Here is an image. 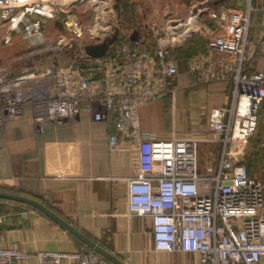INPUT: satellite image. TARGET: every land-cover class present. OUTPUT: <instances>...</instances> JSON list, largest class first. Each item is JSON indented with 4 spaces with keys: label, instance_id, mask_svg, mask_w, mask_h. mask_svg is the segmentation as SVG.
<instances>
[{
    "label": "built area",
    "instance_id": "1",
    "mask_svg": "<svg viewBox=\"0 0 264 264\" xmlns=\"http://www.w3.org/2000/svg\"><path fill=\"white\" fill-rule=\"evenodd\" d=\"M69 1L0 0L5 42L12 40V32H21L30 43H42L45 20L59 15L67 33L60 42L94 38L108 22L102 10L109 0H91L95 16L88 27ZM253 10L250 2L242 9L193 10L187 18L165 10L162 27L152 28L151 49L142 48V36L133 30L102 56L84 54L64 67L0 75V114L18 117L31 103L37 131L47 122H72L83 109L92 120L111 124L109 151L125 148L139 154L138 169L125 179L128 213L151 219L155 251L194 255L199 264H264V185L250 174L244 159L264 104V72L245 68L259 47L264 51V34L258 40L249 37ZM195 34L207 39L205 54L188 60L195 81L233 84L228 104L209 111L208 140L219 151L216 162L206 165L199 160V140L157 139L139 128L140 107L173 96L168 86L178 71L172 51ZM212 53L234 60L214 66ZM27 257L18 249L0 247V264H20ZM35 258L38 264H111L85 248L38 250Z\"/></svg>",
    "mask_w": 264,
    "mask_h": 264
},
{
    "label": "crops",
    "instance_id": "2",
    "mask_svg": "<svg viewBox=\"0 0 264 264\" xmlns=\"http://www.w3.org/2000/svg\"><path fill=\"white\" fill-rule=\"evenodd\" d=\"M211 1L218 10L235 5L245 8L250 2L254 10L249 37L258 40L264 34V0ZM206 44V38L193 35L185 45L176 47L172 58L178 72L168 86L173 96L165 95L139 109L142 133L157 139L199 140L202 165L214 164L219 151L208 140L209 111L228 104L233 88L231 80L204 85L189 73L188 60L205 54ZM210 57L214 66L234 60L219 53ZM245 68L264 72L262 48ZM34 110L29 103L18 117L0 114V191L39 201L123 264H199L194 255L155 251L151 219L129 215L125 179L138 169L140 158L133 149L109 151L108 137L114 132L111 124L92 120L83 109L72 122H47L37 131ZM82 246L37 209L0 200V247L27 254L20 264H38V250L72 252Z\"/></svg>",
    "mask_w": 264,
    "mask_h": 264
},
{
    "label": "rangeland",
    "instance_id": "3",
    "mask_svg": "<svg viewBox=\"0 0 264 264\" xmlns=\"http://www.w3.org/2000/svg\"><path fill=\"white\" fill-rule=\"evenodd\" d=\"M71 10L78 15L83 25L88 27L93 23L95 16V2L91 0H71L69 1ZM102 10L107 14L105 24L90 38H84L72 43L60 42V37L67 35L63 25V17L59 15L56 19L45 20L42 27L44 41L42 43H30L24 38L21 32H12V40L5 42L7 34L6 28L0 29V75L15 76L21 73L40 71L48 66L64 67L72 63L75 59L82 57L85 45L101 42L114 38L109 50L129 35V32L138 31L147 48L154 44L155 35L152 29L158 25L160 28L164 24L165 10L175 12L178 16L187 18L193 10L195 13L202 8L217 11L211 0H109ZM240 5H235L239 7ZM111 7V12L110 8ZM65 9V8H64ZM201 20V18H200ZM207 16H202V23H206ZM196 37H202L195 34ZM262 107V108H261ZM244 159L250 166L252 176L258 178L264 185V105L260 106L257 128L255 133L247 141L244 152Z\"/></svg>",
    "mask_w": 264,
    "mask_h": 264
},
{
    "label": "water",
    "instance_id": "4",
    "mask_svg": "<svg viewBox=\"0 0 264 264\" xmlns=\"http://www.w3.org/2000/svg\"><path fill=\"white\" fill-rule=\"evenodd\" d=\"M0 199L21 203V204L33 207L34 209H37L43 215H45L48 219H50L52 222L59 225L64 230H66L68 233L73 235L89 250H92L93 252H95L96 254H98L100 257L104 258L111 264H123V262L118 257H116L113 253H111L110 251L101 247L99 244L92 241L90 238L85 236L79 230L75 229L67 221L59 217L57 214H55L53 211H51L48 207H46L44 204L40 203L39 201L23 196V195L6 192V191H0Z\"/></svg>",
    "mask_w": 264,
    "mask_h": 264
},
{
    "label": "trees",
    "instance_id": "5",
    "mask_svg": "<svg viewBox=\"0 0 264 264\" xmlns=\"http://www.w3.org/2000/svg\"><path fill=\"white\" fill-rule=\"evenodd\" d=\"M144 41H145L144 38H142V42H143L142 43V48L143 49H146L147 48V44ZM112 42H114V38H110V39L103 40L101 42H95V43H91V44L85 45V47H84V53L87 54V55L93 56V57L102 56V55L106 54L107 51H109V47H110V45H111ZM183 45H185V43ZM176 53H177V51H176ZM263 105L264 104H262L261 106H263ZM245 162H246L247 167H248V169L250 171V168H249L250 166H248L247 161H245ZM0 200H2V199H0ZM82 247L85 248V249H88L85 246H82Z\"/></svg>",
    "mask_w": 264,
    "mask_h": 264
},
{
    "label": "bare ground",
    "instance_id": "6",
    "mask_svg": "<svg viewBox=\"0 0 264 264\" xmlns=\"http://www.w3.org/2000/svg\"><path fill=\"white\" fill-rule=\"evenodd\" d=\"M98 30H99V28H98Z\"/></svg>",
    "mask_w": 264,
    "mask_h": 264
}]
</instances>
